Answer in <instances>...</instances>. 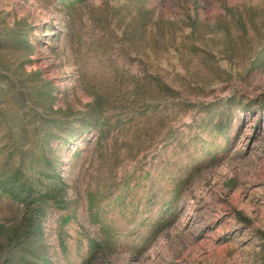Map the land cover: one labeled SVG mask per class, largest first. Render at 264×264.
<instances>
[{
  "label": "rangeland",
  "instance_id": "obj_1",
  "mask_svg": "<svg viewBox=\"0 0 264 264\" xmlns=\"http://www.w3.org/2000/svg\"><path fill=\"white\" fill-rule=\"evenodd\" d=\"M0 37V264L33 183L47 264H264V0H0Z\"/></svg>",
  "mask_w": 264,
  "mask_h": 264
},
{
  "label": "trees",
  "instance_id": "obj_2",
  "mask_svg": "<svg viewBox=\"0 0 264 264\" xmlns=\"http://www.w3.org/2000/svg\"><path fill=\"white\" fill-rule=\"evenodd\" d=\"M19 32L16 33L18 34L17 38L19 41H23ZM45 83L43 94L46 98H52L54 94L51 90H54L55 87L51 85L49 79H46ZM43 188L42 184L37 183L25 188L28 193L23 198L24 211L22 218L8 228L7 244L11 249L8 264L20 262H25V264H47L43 262L47 255L44 222L51 208L65 204L67 191L63 185H57L52 191H44ZM0 246H2L1 243Z\"/></svg>",
  "mask_w": 264,
  "mask_h": 264
}]
</instances>
